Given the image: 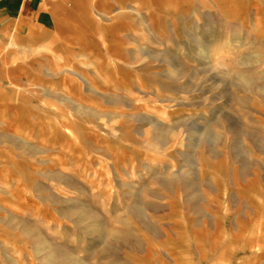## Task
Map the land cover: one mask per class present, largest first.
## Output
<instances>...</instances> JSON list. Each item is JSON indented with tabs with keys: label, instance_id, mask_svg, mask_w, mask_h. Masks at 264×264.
<instances>
[{
	"label": "rangeland",
	"instance_id": "obj_1",
	"mask_svg": "<svg viewBox=\"0 0 264 264\" xmlns=\"http://www.w3.org/2000/svg\"><path fill=\"white\" fill-rule=\"evenodd\" d=\"M0 264H264V0H69L0 44Z\"/></svg>",
	"mask_w": 264,
	"mask_h": 264
},
{
	"label": "crops",
	"instance_id": "obj_2",
	"mask_svg": "<svg viewBox=\"0 0 264 264\" xmlns=\"http://www.w3.org/2000/svg\"><path fill=\"white\" fill-rule=\"evenodd\" d=\"M69 0H0V44L53 33L66 16Z\"/></svg>",
	"mask_w": 264,
	"mask_h": 264
},
{
	"label": "built area",
	"instance_id": "obj_3",
	"mask_svg": "<svg viewBox=\"0 0 264 264\" xmlns=\"http://www.w3.org/2000/svg\"><path fill=\"white\" fill-rule=\"evenodd\" d=\"M24 1H28V0H24Z\"/></svg>",
	"mask_w": 264,
	"mask_h": 264
}]
</instances>
